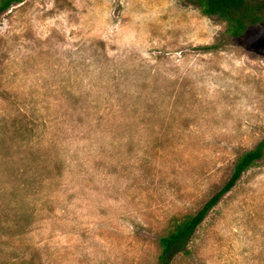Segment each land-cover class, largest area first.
Returning <instances> with one entry per match:
<instances>
[{
  "label": "rangeland",
  "instance_id": "obj_1",
  "mask_svg": "<svg viewBox=\"0 0 264 264\" xmlns=\"http://www.w3.org/2000/svg\"><path fill=\"white\" fill-rule=\"evenodd\" d=\"M189 0H23L0 15V264H157L264 138V22ZM167 264H264V156Z\"/></svg>",
  "mask_w": 264,
  "mask_h": 264
},
{
  "label": "trees",
  "instance_id": "obj_2",
  "mask_svg": "<svg viewBox=\"0 0 264 264\" xmlns=\"http://www.w3.org/2000/svg\"><path fill=\"white\" fill-rule=\"evenodd\" d=\"M23 0H0V15ZM205 17H215L224 23V32L231 38L241 36L249 27L264 22V0H189ZM264 156V138L234 162L225 183L193 214L171 217L167 232L160 237L157 264H167L173 249L189 239L208 212L229 192L241 175Z\"/></svg>",
  "mask_w": 264,
  "mask_h": 264
}]
</instances>
